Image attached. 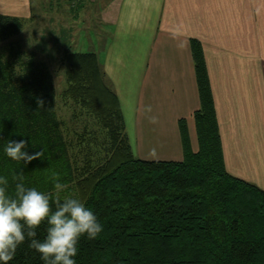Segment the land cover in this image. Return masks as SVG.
I'll use <instances>...</instances> for the list:
<instances>
[{"label": "trees", "instance_id": "16d2710c", "mask_svg": "<svg viewBox=\"0 0 264 264\" xmlns=\"http://www.w3.org/2000/svg\"><path fill=\"white\" fill-rule=\"evenodd\" d=\"M22 24L20 16L0 13V51ZM191 50L200 98L193 114L198 150L190 149L182 125L180 161L137 157L96 53L67 49L62 94L103 132L99 152L88 148L82 160H73L47 65L33 54L24 60L14 47L8 48L11 61L0 54V175L9 177L12 191L11 170L21 165L3 154L7 140L29 141L30 153L46 148L47 158L22 165L26 186L54 191L52 174L59 173L67 185L61 195L84 200L104 226L95 240L80 239L77 264H264V189L226 171L200 42L192 40ZM45 230L42 223L38 239ZM8 264L43 261L26 239Z\"/></svg>", "mask_w": 264, "mask_h": 264}, {"label": "crops", "instance_id": "0c3cea01", "mask_svg": "<svg viewBox=\"0 0 264 264\" xmlns=\"http://www.w3.org/2000/svg\"><path fill=\"white\" fill-rule=\"evenodd\" d=\"M19 1L0 0V10L6 4L17 15L29 5ZM97 21L104 44L88 51L117 97L134 154L182 160V125L198 150L197 40L225 169L264 189V0H110Z\"/></svg>", "mask_w": 264, "mask_h": 264}, {"label": "clouds", "instance_id": "9594fccd", "mask_svg": "<svg viewBox=\"0 0 264 264\" xmlns=\"http://www.w3.org/2000/svg\"><path fill=\"white\" fill-rule=\"evenodd\" d=\"M30 142L34 148L31 138ZM28 147L29 141L25 139L7 140L3 146V154L21 168L11 170L12 191L9 177L0 175V264H8L26 239L40 254L43 264H77L80 239L95 240L104 226L84 200L61 195L67 185L61 182L59 173L52 174L54 191L26 186L22 165L47 158L44 146L32 153ZM42 223L46 230L43 239H38L37 229Z\"/></svg>", "mask_w": 264, "mask_h": 264}, {"label": "rangeland", "instance_id": "374dc122", "mask_svg": "<svg viewBox=\"0 0 264 264\" xmlns=\"http://www.w3.org/2000/svg\"><path fill=\"white\" fill-rule=\"evenodd\" d=\"M109 1L28 0V7L23 5L26 9L19 8L21 10L16 15L22 18L21 29L3 43L0 51L3 61L10 60L8 48L14 47L16 51L22 52L24 60L33 54L47 65L54 79L57 115L63 133L70 142L73 160H82L88 148L92 152H99L103 146V132L95 118L62 94L66 86L62 57L67 49L88 51L96 49L97 44H104L97 20L100 8ZM5 6L0 13L12 15V8ZM14 66L16 70L19 69L18 65Z\"/></svg>", "mask_w": 264, "mask_h": 264}]
</instances>
